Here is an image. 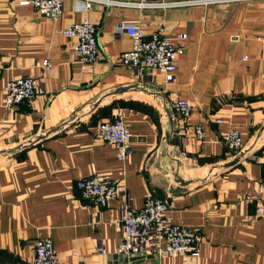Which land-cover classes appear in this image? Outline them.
Returning a JSON list of instances; mask_svg holds the SVG:
<instances>
[{
	"label": "crops",
	"instance_id": "0c3cea01",
	"mask_svg": "<svg viewBox=\"0 0 264 264\" xmlns=\"http://www.w3.org/2000/svg\"><path fill=\"white\" fill-rule=\"evenodd\" d=\"M127 1L139 4L93 3L83 12L65 0L53 22L0 0V264H32L35 240L47 237L70 264H264V217L255 216L264 184V0ZM84 16L103 53L86 68L60 32ZM128 22L147 36L162 29L174 43L186 36L173 77L120 62L132 47ZM27 75L40 78L41 92L6 108L8 80ZM174 96L191 103L188 131L169 105ZM118 108L130 134L123 161L95 135ZM232 128L241 135L235 155L223 143ZM93 173L121 188L107 206L76 187ZM149 194L168 199L170 222L197 230L198 256L121 258V210L142 207Z\"/></svg>",
	"mask_w": 264,
	"mask_h": 264
},
{
	"label": "built area",
	"instance_id": "2783aa9c",
	"mask_svg": "<svg viewBox=\"0 0 264 264\" xmlns=\"http://www.w3.org/2000/svg\"><path fill=\"white\" fill-rule=\"evenodd\" d=\"M77 9L85 12L93 3L102 4H139L127 0H75ZM222 0H185L176 2H156L153 5H174L182 2L215 3ZM65 0H18L19 5L31 6L45 18L57 22L63 13ZM124 32L131 38L132 47L119 54V60L124 65L142 74L147 71H159L173 77L177 65L176 60L185 50L184 34L179 36L181 42L174 43L165 36L162 29L146 35L138 22L123 24ZM63 36L70 39L72 54L76 56L82 68L99 62L103 58L102 49L96 34L94 24L84 16L81 21L72 22L60 29ZM41 67L47 73L51 64L47 59L41 60ZM41 92L40 78L27 75L8 80L3 104L12 109L22 102H31ZM170 107L179 114L181 128L188 131L186 125L190 118L191 103L182 96L171 97ZM196 136H202L200 126H195ZM96 138L112 144L116 148V156L120 161L131 154L130 134L124 118L123 108H118L110 119L99 122ZM223 143L230 154H237L241 150V135L239 130L229 129L223 136ZM76 187L81 195L98 206H107L117 197L121 188L107 175L90 174L76 181ZM169 201L167 198L147 195L143 206L135 208L125 204L121 210L120 226L122 237L117 245V252L125 259L146 251H156L161 255H191L198 256L200 245L196 229L175 224L168 218ZM255 216L264 217V184L261 189L259 205ZM32 264H70L61 260L50 238H38L34 242Z\"/></svg>",
	"mask_w": 264,
	"mask_h": 264
},
{
	"label": "water",
	"instance_id": "95a60500",
	"mask_svg": "<svg viewBox=\"0 0 264 264\" xmlns=\"http://www.w3.org/2000/svg\"><path fill=\"white\" fill-rule=\"evenodd\" d=\"M237 161V158L231 160L230 162L226 163L225 166H229V165H232L234 164L235 162ZM121 258H122V255L120 254Z\"/></svg>",
	"mask_w": 264,
	"mask_h": 264
},
{
	"label": "rangeland",
	"instance_id": "374dc122",
	"mask_svg": "<svg viewBox=\"0 0 264 264\" xmlns=\"http://www.w3.org/2000/svg\"><path fill=\"white\" fill-rule=\"evenodd\" d=\"M48 238V237H47Z\"/></svg>",
	"mask_w": 264,
	"mask_h": 264
}]
</instances>
